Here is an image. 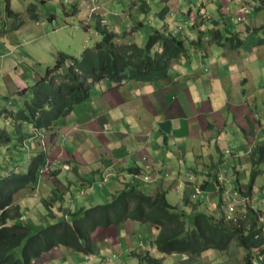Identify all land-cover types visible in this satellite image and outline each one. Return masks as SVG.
<instances>
[{"label": "crops", "instance_id": "0c3cea01", "mask_svg": "<svg viewBox=\"0 0 264 264\" xmlns=\"http://www.w3.org/2000/svg\"><path fill=\"white\" fill-rule=\"evenodd\" d=\"M191 2L187 18L179 7L183 21L177 20L185 24V32L192 27V33L182 37L188 47L165 70L120 84L102 79L51 129L34 131L30 124H23L21 143L13 121L0 117L5 126L1 128L15 130L10 142L0 145L7 153L1 171L16 169L13 156L23 150L32 155L40 149L46 151V167L40 169L34 187L14 195L23 224L38 229L69 219L68 213L80 207L107 201L123 188V182L136 184L150 195L165 191L168 200L176 202L169 200L172 204L181 199L177 206L188 213L185 196L207 198L202 208L211 210L221 196L246 186L239 175L240 158L248 157L250 167L252 146L264 143V43L259 41L264 37V7L258 0ZM10 7L17 11L11 3ZM5 14L0 29V93L4 95L0 110H15L23 96L14 104L8 95L20 97L15 91L31 80L13 54L22 44L25 25L10 30L12 19ZM229 36L243 40L233 45ZM226 149L232 152L225 154ZM130 167L139 168L141 174L129 172ZM106 171L111 175L103 182ZM219 171L222 182L217 183ZM144 175L149 176L148 181ZM54 190L63 199L54 201L49 213L42 199L52 197ZM261 192L263 196L264 190ZM256 196L258 200L262 197ZM156 233L149 222L130 219L100 225L91 234L88 253L55 246L33 264H110L115 256L128 254L123 259L127 264L134 257L132 251H148L143 244L154 247L150 240Z\"/></svg>", "mask_w": 264, "mask_h": 264}, {"label": "trees", "instance_id": "16d2710c", "mask_svg": "<svg viewBox=\"0 0 264 264\" xmlns=\"http://www.w3.org/2000/svg\"><path fill=\"white\" fill-rule=\"evenodd\" d=\"M140 7L145 10L148 4L140 0ZM4 12L12 19L10 30L24 24L25 13L14 11L10 0H6ZM25 12L31 19H38L36 3L30 2ZM102 20L100 16L95 17V30L100 39L92 47L84 48L80 58L59 51L43 75L15 91L18 96L26 97L22 104L15 110H0V117L13 121L19 134L18 143L25 138L21 134L23 124H30L36 129H51L74 104L85 100L92 86L102 79L120 84L132 78L152 77V72L165 70L171 59L186 50L181 36L159 29L149 34L143 47L134 42L118 43L117 33ZM227 39L233 41V45L243 40L234 36ZM259 41L264 43V37ZM156 44L159 47L152 49ZM52 136L53 133L50 134ZM10 140L8 131L0 128V145ZM260 143L254 144L249 152V182L244 188H234V194L220 197L215 205L217 215L207 207L197 210L198 202L193 203L190 197L185 196L184 202L192 214L189 220L184 209L167 200L165 191L157 190L150 195L136 184L123 182V188L106 202L80 207L68 213L69 219L62 218L34 229L20 221L22 210L20 204L14 201V195L22 188L34 187L40 169L46 167V151L40 149L29 158L26 171L10 169L0 176V264H33V260L55 246L88 253L92 244L91 234L97 226L117 225L127 219L155 226L157 233L150 240L155 249L162 254L173 253L179 257L178 263L177 260L165 263L148 251L130 253L144 264H204L202 255L205 252L227 251L233 242L244 250L243 263L255 264L253 257L264 256V220H261L264 203L258 206L242 197L253 192L254 180L264 174V143ZM230 152V149L225 150V154ZM128 171L140 173L137 167H130ZM217 179V183L222 182ZM52 195L42 199L49 213H52L54 201L61 202L63 199L58 190H54ZM190 221L192 226L188 228ZM247 222L248 226L245 225ZM183 255L187 257L182 258ZM261 264H264V257Z\"/></svg>", "mask_w": 264, "mask_h": 264}, {"label": "rangeland", "instance_id": "374dc122", "mask_svg": "<svg viewBox=\"0 0 264 264\" xmlns=\"http://www.w3.org/2000/svg\"><path fill=\"white\" fill-rule=\"evenodd\" d=\"M145 1L148 4V8L143 10L140 7V0H10L15 10H21V12L25 13V26L23 28L24 37H20L22 44L13 54L19 61V64L22 63L21 66L24 68L23 71H25L26 77H29L31 80L28 81V84L33 83L36 78L44 74L46 67L53 63L59 51L80 58L84 48L92 47L95 41L100 39V35L95 30V17L97 16L102 17V23L106 24L109 29L117 33L116 41L118 43L134 42L143 47L145 46L149 34L155 29H159L165 33H167L166 30H168L172 34L183 38L188 37L192 33V27L188 26V30L185 32V24L183 22H177L178 19L183 21V19L179 17L178 8L182 7V16L187 18V7L189 8V5L192 4L191 0L189 2L186 0H179V3L177 0ZM29 2L37 4L38 20L36 22L25 12ZM5 3L6 0H0V29L4 27L3 12L5 10ZM262 6L264 7V0L262 1ZM222 25L221 23L220 27H222ZM194 34L196 33L194 32ZM183 45L185 48L188 47L187 42H183ZM158 47L159 46L156 44L152 49H157ZM2 85L3 80L0 78V87ZM2 98H4V95L0 93V99ZM16 98H21V96L16 97L12 95L11 98V96L8 95L9 102L14 104L17 102ZM1 127H5L2 121H0V128ZM33 129L35 131V128ZM6 130L10 137L15 135V130H12L11 127H7ZM6 155L5 149L1 148L0 167L3 166L2 161H5ZM26 155L28 157H26ZM31 156L32 153L26 150L13 156L14 161L12 163L16 167V170L20 172L26 171ZM9 160L12 161L11 158ZM6 163L9 164L7 161ZM248 167V157H241L238 169L241 182L244 184L249 182ZM5 172L6 171L0 170V176L5 174ZM106 174L111 175L108 171H106ZM139 174H141V172ZM148 177L149 176L144 175L145 179H143L148 181ZM263 186L264 174L259 175L255 179V190L250 194L253 197L249 195L243 196L242 198L249 199L247 202H253L261 206L262 201H264V195L262 196L263 193L261 192V190H264ZM255 191L258 196H262L259 200ZM198 197L191 200L193 203L198 202L197 207L202 208L207 198ZM169 200L176 203L173 198H169ZM101 201L106 202L104 200ZM179 201H181V199L177 201L178 206L180 205L178 203ZM209 211L217 215V209L215 207H212ZM186 217L191 220L192 214L186 212ZM261 220H264V210L261 211ZM245 225L248 226V222ZM191 226L192 222L190 221L188 222V228H191ZM141 247L148 249L150 255L162 258L165 263L176 260L178 263L179 257L176 254H162L154 247L151 248L148 244H143ZM141 247H138V249H141ZM243 254L244 250L233 242L227 251L205 252L202 255V260L204 264H244ZM120 256L112 258L110 264H126L123 259L127 258L128 254H122ZM186 257L187 255L182 256V258ZM263 257L262 255L257 258L253 257L252 260L255 264H261ZM127 264L144 263L139 262V260H136L134 257H130ZM173 264L175 263L173 262Z\"/></svg>", "mask_w": 264, "mask_h": 264}, {"label": "built area", "instance_id": "2783aa9c", "mask_svg": "<svg viewBox=\"0 0 264 264\" xmlns=\"http://www.w3.org/2000/svg\"><path fill=\"white\" fill-rule=\"evenodd\" d=\"M242 10H244V9H242ZM107 177H108V175L107 174H105V176L103 177V182H105L106 181V179H107ZM218 179L219 180H221L222 179V173L219 171V173H218ZM231 211V208H229L228 207V212H230ZM227 216L229 217V214L227 213Z\"/></svg>", "mask_w": 264, "mask_h": 264}]
</instances>
